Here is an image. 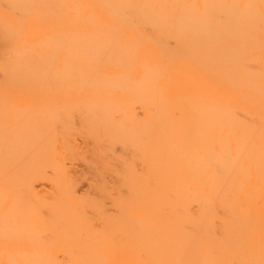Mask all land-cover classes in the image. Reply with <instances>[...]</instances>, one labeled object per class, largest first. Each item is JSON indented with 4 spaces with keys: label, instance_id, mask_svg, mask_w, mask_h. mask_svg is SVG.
Instances as JSON below:
<instances>
[{
    "label": "bare ground",
    "instance_id": "6f19581e",
    "mask_svg": "<svg viewBox=\"0 0 264 264\" xmlns=\"http://www.w3.org/2000/svg\"><path fill=\"white\" fill-rule=\"evenodd\" d=\"M0 264H264V0H0Z\"/></svg>",
    "mask_w": 264,
    "mask_h": 264
}]
</instances>
